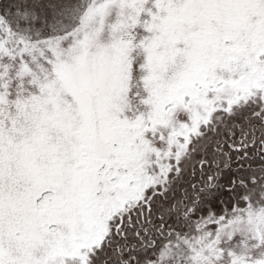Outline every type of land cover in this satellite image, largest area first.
<instances>
[{"label":"rangeland","instance_id":"1","mask_svg":"<svg viewBox=\"0 0 264 264\" xmlns=\"http://www.w3.org/2000/svg\"><path fill=\"white\" fill-rule=\"evenodd\" d=\"M257 95L264 0H94L38 43L0 17V264H87L201 124ZM112 154L125 185H102ZM177 242L153 264H264V209Z\"/></svg>","mask_w":264,"mask_h":264},{"label":"trees","instance_id":"2","mask_svg":"<svg viewBox=\"0 0 264 264\" xmlns=\"http://www.w3.org/2000/svg\"><path fill=\"white\" fill-rule=\"evenodd\" d=\"M94 0H0V17L30 43L65 37L82 25ZM264 209V99L217 110L170 164L163 185L116 216L87 264H153L168 245L216 232Z\"/></svg>","mask_w":264,"mask_h":264},{"label":"flooded vegetation","instance_id":"3","mask_svg":"<svg viewBox=\"0 0 264 264\" xmlns=\"http://www.w3.org/2000/svg\"><path fill=\"white\" fill-rule=\"evenodd\" d=\"M116 157L117 156L115 154H112L110 156L111 158L110 164H102V168L106 170L105 179H107L105 183H102L103 186H105L106 184L109 186L110 185L118 186L120 184L125 185V174H128L129 171L127 169L121 168L120 166L116 164L115 162ZM50 199H48V201Z\"/></svg>","mask_w":264,"mask_h":264},{"label":"water","instance_id":"4","mask_svg":"<svg viewBox=\"0 0 264 264\" xmlns=\"http://www.w3.org/2000/svg\"><path fill=\"white\" fill-rule=\"evenodd\" d=\"M54 193L52 191H45L41 194V196L37 199L36 201V206L37 208H42L46 202L48 201V199H50L51 197H53ZM57 229L56 225H51L49 226V230L50 231H55Z\"/></svg>","mask_w":264,"mask_h":264}]
</instances>
